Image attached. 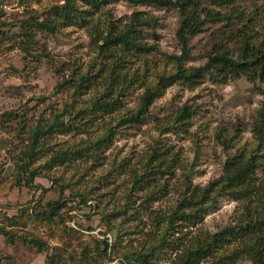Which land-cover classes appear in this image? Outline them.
<instances>
[{
	"label": "rangeland",
	"instance_id": "374dc122",
	"mask_svg": "<svg viewBox=\"0 0 264 264\" xmlns=\"http://www.w3.org/2000/svg\"><path fill=\"white\" fill-rule=\"evenodd\" d=\"M0 1V8L6 12L3 19L8 22L14 12L22 15L24 10H43L64 2ZM84 5L89 10L85 18L68 23L56 33L34 29L28 45L23 44L24 35L17 23L3 26L4 33L0 34V264H52L48 258L54 252L57 264H125L120 255L121 258L116 256L108 261L99 254L97 245L103 233L113 240L121 230L123 238L118 254L150 249V232L161 234L167 222L164 220L157 226L155 217L160 214L166 218L175 208L186 176L197 186L207 185L222 175L230 154L248 148L253 142L252 125L263 105L264 93L260 88L264 83L253 82L247 75L215 81L212 74L206 73L194 88L180 82L169 85L140 123L115 127V135L107 145L95 147L80 159L49 168L44 165L48 155L39 156L32 163L39 167V175L33 183H27L21 165L36 125L50 121L59 110L66 117H69L66 111L82 110L70 120L69 133L41 139L40 150L51 153L88 140L92 143L110 126H116L124 112L137 107L145 87L133 77L139 73L151 83L158 72L169 74L174 71L171 56L182 52L177 37L181 19L177 8L136 5L127 0H112L95 8ZM236 10L235 15L226 16L224 21L205 20L204 30L189 40L186 66L205 64L214 45V31L221 25H231L224 28L228 36L231 28L236 31L248 25L258 31L256 43L264 45V0H238ZM135 12L154 15L158 20L154 29L144 33L152 48L150 52L127 54L123 58L122 72L124 75L128 72V80L121 90L117 109L90 114L91 110L86 109L92 100L109 93L111 68L118 61L115 51L100 52L93 40L96 32L93 26L104 28L112 20L126 22ZM223 45L237 56L235 43L226 41ZM82 72L95 76L93 85L78 95L72 106L64 107L68 89ZM115 86L121 89L119 84ZM185 104L192 114L178 120L179 110ZM233 126H241L242 133L226 151L216 134L219 130L231 132ZM158 168L165 171L155 172ZM144 172L150 178L138 185L136 176ZM41 187L47 189L42 197ZM82 194L88 195L92 208L79 205ZM59 197L69 200L63 211L71 218L45 222L34 217L33 208L40 200L46 204ZM120 207L125 212L118 211ZM239 210L237 201L223 196L197 226L177 223L167 230V239L152 253L148 264H173L183 243L195 233L218 231L231 224ZM103 212L113 213V230H109ZM34 238L47 242L49 248L39 251L31 241ZM201 264L214 261L208 259ZM231 264L251 262L243 259Z\"/></svg>",
	"mask_w": 264,
	"mask_h": 264
},
{
	"label": "trees",
	"instance_id": "16d2710c",
	"mask_svg": "<svg viewBox=\"0 0 264 264\" xmlns=\"http://www.w3.org/2000/svg\"><path fill=\"white\" fill-rule=\"evenodd\" d=\"M63 3H54L52 6L43 10H24V14L18 12L11 14V19H3L5 9L0 8V34L4 33L5 25L11 23L19 24L21 34L24 35L23 44L28 45L31 41L29 36L34 29L48 30L56 33L61 27L75 22L78 18H85L89 10L84 8V3L90 7H97L101 4H108L112 0H63ZM116 1V0H115ZM132 4H149L160 7L177 8L180 11V24L177 37L181 45V54L171 56L174 65L169 74L166 71L158 72L151 83L137 74L140 85L145 87L143 95L135 109L124 112L117 120L116 126H110L106 133L90 143L81 142V145L64 146L48 152L40 150L41 139L49 138L56 133L67 134L71 130L70 120L82 110L68 112L63 107L62 110L68 113L69 117L59 110L54 114L50 121L36 125L31 131L30 144L24 151V162L21 170L26 174V182L33 183L39 175V167L32 165L39 156L48 155L46 165L52 168L55 165H64L74 159H80L93 151L99 145H107L115 135V127L120 128L125 125L140 123L144 116L149 112L152 103L165 93L169 85L180 82L189 88H194L206 73L212 74L215 81L225 82L227 79L247 75L254 82L255 80L264 83V45L257 44L256 36L258 31L244 25L236 31L231 28L228 36L225 29L231 25H221L219 30L214 31V45L208 54V60L200 66H186L184 61L189 57V40L204 30L205 20L220 22L236 14L235 10L238 0H127ZM1 4V1H0ZM2 6V5H1ZM237 11V10H236ZM228 13H230L228 15ZM126 22L115 20L104 24V28L95 29L94 42L98 45L100 52L108 54L115 51L118 61L113 62L111 68L112 83H108V94L99 95L92 100L88 113L117 109L122 96V89H125L127 74H123V64L127 54H142L150 52L152 46L145 39V32L157 25L158 20L154 15H147L142 12H135ZM225 28V29H224ZM94 34V33H93ZM230 41L238 46L237 56L231 53V49L224 46V42ZM264 41V40H263ZM262 42V41H261ZM117 48L116 50H113ZM112 57H115L111 54ZM134 75V74H133ZM94 75L90 72H82L79 78L68 89L69 96L64 101V107H70L78 100V95L86 91L93 85ZM123 79V80H122ZM122 81V82H121ZM119 84L121 89L115 85ZM264 93V87L260 88ZM116 90H119L118 92ZM192 111L190 106L185 104L179 110L178 120L190 117ZM68 121H66V120ZM241 126H233L231 132L219 130L216 139L222 144L224 150H229L241 135ZM253 142L248 148L237 149L230 154L224 165L223 173L220 177L210 181L207 185L197 186L190 181L187 175L184 180L185 187L181 190L180 198L175 208L165 218L160 214L156 215V225L160 226L164 220L166 228L161 234L150 232V249L142 250L138 253L121 251L118 254L119 246L122 243L121 230L115 235V239L110 240L107 233H103V238L98 242L97 249L100 255L113 261L115 257H122L125 264H148L152 253L156 252L160 243L166 240L167 230L175 228L177 223L186 222L187 226H197L202 222L209 209L215 206L219 199L228 196L239 203V213L235 220L227 226L214 233L201 230L195 233L187 242L183 243L180 251L176 253L173 264H201L202 262L213 259L214 264H231L237 260L247 259L251 264H264V101L260 109L257 110V117L252 125ZM42 141L45 143V141ZM147 167V166H146ZM170 167V166H169ZM149 168V167H148ZM146 168V172L148 170ZM163 169H156L155 172H164ZM144 172L136 176L135 183L142 185L150 178V174ZM43 189V187H41ZM63 190V189H62ZM47 189H43L41 197ZM89 197L81 195L79 205L92 208L89 204ZM68 199L59 197L46 204L41 203L33 208L34 217L39 221L52 222L56 218L62 220L70 214L64 213V208L68 206ZM120 212H125V208L120 207ZM113 213L103 212V217L113 230ZM161 223V224H160ZM7 232H5L6 234ZM31 241L39 251L49 248L47 242L34 238ZM58 248V247H56ZM114 254V256H112ZM54 255L56 253L54 252ZM51 254L48 261L55 263V257ZM121 257H120V256Z\"/></svg>",
	"mask_w": 264,
	"mask_h": 264
}]
</instances>
